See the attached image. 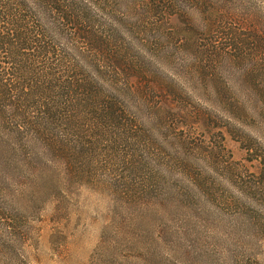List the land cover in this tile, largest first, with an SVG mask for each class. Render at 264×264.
<instances>
[{
    "label": "trees",
    "instance_id": "16d2710c",
    "mask_svg": "<svg viewBox=\"0 0 264 264\" xmlns=\"http://www.w3.org/2000/svg\"><path fill=\"white\" fill-rule=\"evenodd\" d=\"M227 1L0 0V166L15 168L36 184L34 190L50 185L62 192L68 178L84 183L98 178L124 192L128 204H137L142 195L155 197L159 172L145 160H155L149 151L158 155L157 137L178 134L167 112L178 107L179 113L214 114L228 122L241 107V95L264 102V0ZM230 4L237 10L220 16L217 8ZM205 7L210 11L202 27L193 29L199 21L195 14ZM201 33L232 41H212L208 53L252 63L244 81L219 83L216 73L198 69L191 54L200 52ZM165 64L196 82L208 79L211 92L223 101L203 105L201 88L170 77ZM130 77L138 79L129 83ZM194 91L198 105L188 95ZM183 140L184 146L190 143ZM110 152L116 153V169L108 167L115 164ZM262 166L254 181L260 201ZM106 167L108 179L100 176Z\"/></svg>",
    "mask_w": 264,
    "mask_h": 264
},
{
    "label": "rangeland",
    "instance_id": "374dc122",
    "mask_svg": "<svg viewBox=\"0 0 264 264\" xmlns=\"http://www.w3.org/2000/svg\"><path fill=\"white\" fill-rule=\"evenodd\" d=\"M200 1L209 5L215 0ZM235 10L231 4L217 8L224 18ZM209 11L205 7L195 14L199 21L193 29L202 27ZM201 34L200 52L191 54L198 69L216 73L219 83L234 86L244 81L252 63L207 51L212 41H232ZM165 66L170 77L201 88L203 105L223 101L211 92L208 79L196 82L194 76L175 72L172 64ZM196 92H188L194 105L199 100ZM240 97L245 105L240 101L228 122L214 114L189 116L178 107L171 110L174 114L166 113L174 117L178 134L157 137L158 155L148 152L155 160L145 161L154 162L159 172L158 189L155 197L142 195L137 204H128L124 192L98 178L97 183L68 178L62 192L50 185L34 190L36 184L20 177L15 168L0 166V264H264V201L254 185L264 164V102L254 94ZM224 101L235 106L231 99ZM184 138L190 141L185 146ZM115 157V152L108 155L112 163ZM109 169L103 168L100 176L108 179ZM10 170L13 177L7 175Z\"/></svg>",
    "mask_w": 264,
    "mask_h": 264
}]
</instances>
